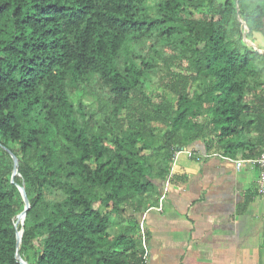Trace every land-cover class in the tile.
<instances>
[{"label":"trees","instance_id":"obj_1","mask_svg":"<svg viewBox=\"0 0 264 264\" xmlns=\"http://www.w3.org/2000/svg\"><path fill=\"white\" fill-rule=\"evenodd\" d=\"M258 35L264 0H0V264L18 186L27 264H141L175 151H264Z\"/></svg>","mask_w":264,"mask_h":264},{"label":"crops","instance_id":"obj_2","mask_svg":"<svg viewBox=\"0 0 264 264\" xmlns=\"http://www.w3.org/2000/svg\"><path fill=\"white\" fill-rule=\"evenodd\" d=\"M203 148L193 149L204 154ZM175 152L170 175L178 179L169 184L162 211L129 206L127 212L132 219H145L146 264H264V194L256 192L258 170L249 165L237 170L215 157L195 160L183 150L174 157ZM161 192L154 198L157 203Z\"/></svg>","mask_w":264,"mask_h":264},{"label":"built area","instance_id":"obj_3","mask_svg":"<svg viewBox=\"0 0 264 264\" xmlns=\"http://www.w3.org/2000/svg\"><path fill=\"white\" fill-rule=\"evenodd\" d=\"M180 152H181V150H177V152H175L174 157ZM183 152H185L188 155V157H191V158L194 157L196 160H201L204 157L219 158V159L233 163L237 170H240L245 165H249L252 168H256L258 170L256 190H257V193L259 195L264 194V151L258 157L248 158V159H231L227 156L222 155L219 152H210L208 154H200L199 152H194L192 150H183ZM168 187H169V182L166 181L164 184V187L162 189V192L158 198L157 205L149 208L148 210H155L157 212L162 211V205H163V202L166 198V195L168 192ZM144 224H145V219L143 217L139 222V237L141 239L142 249H143L141 264H146L148 262V258H149V254H150L149 248H148L147 242H146Z\"/></svg>","mask_w":264,"mask_h":264},{"label":"water","instance_id":"obj_4","mask_svg":"<svg viewBox=\"0 0 264 264\" xmlns=\"http://www.w3.org/2000/svg\"><path fill=\"white\" fill-rule=\"evenodd\" d=\"M180 150H187V149L185 147H182ZM10 154H11V152H10ZM11 156L13 157L12 154H11ZM13 161H14V167H13V170H12V173H11V178H10L11 182H14V176L17 174V169H16L17 160H16L15 157H13ZM18 190H19V192H20V194H21V196H22V198L24 200L25 207H24V210L21 212V214L18 215V222L20 223V229L16 233L15 258L20 264H27L26 261L20 256L18 250H19V247H20V244H21V237H22V234H23L24 218H25L26 210L29 208V201H28V199L26 197L24 188L22 186H18Z\"/></svg>","mask_w":264,"mask_h":264},{"label":"rangeland","instance_id":"obj_5","mask_svg":"<svg viewBox=\"0 0 264 264\" xmlns=\"http://www.w3.org/2000/svg\"><path fill=\"white\" fill-rule=\"evenodd\" d=\"M256 40H257V43L258 44H260V45H263L264 46V40L258 35L257 37H256ZM167 96H168V98L169 99H172L173 97L172 96H170L169 94H167ZM194 158V157H193ZM195 159V158H194ZM123 221V219H120V222H122ZM129 221H130V223H129ZM129 221H126L125 220V222H127V226H129L130 227V232H132L133 234L136 232V233H139L138 231H139V229H138V231H133L132 229H133V225H132V221L131 220H129ZM125 222H122V223H124L125 224ZM129 223V224H128ZM123 225V224H122Z\"/></svg>","mask_w":264,"mask_h":264}]
</instances>
